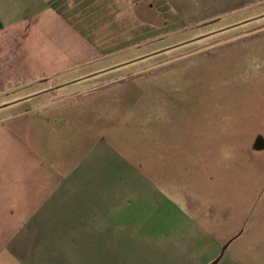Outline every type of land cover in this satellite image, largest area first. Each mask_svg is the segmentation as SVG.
I'll return each instance as SVG.
<instances>
[{"label":"rangeland","instance_id":"obj_1","mask_svg":"<svg viewBox=\"0 0 264 264\" xmlns=\"http://www.w3.org/2000/svg\"><path fill=\"white\" fill-rule=\"evenodd\" d=\"M171 1L120 78L0 108V264H264V0Z\"/></svg>","mask_w":264,"mask_h":264},{"label":"crops","instance_id":"obj_2","mask_svg":"<svg viewBox=\"0 0 264 264\" xmlns=\"http://www.w3.org/2000/svg\"><path fill=\"white\" fill-rule=\"evenodd\" d=\"M176 11L171 0H0V108L115 81L106 73L162 48L152 43Z\"/></svg>","mask_w":264,"mask_h":264}]
</instances>
